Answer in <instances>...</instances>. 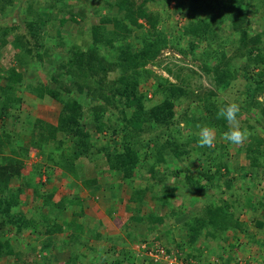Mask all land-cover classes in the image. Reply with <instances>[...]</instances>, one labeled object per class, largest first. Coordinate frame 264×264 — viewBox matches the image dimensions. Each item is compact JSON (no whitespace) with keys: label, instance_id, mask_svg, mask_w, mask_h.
I'll list each match as a JSON object with an SVG mask.
<instances>
[{"label":"trees","instance_id":"1","mask_svg":"<svg viewBox=\"0 0 264 264\" xmlns=\"http://www.w3.org/2000/svg\"><path fill=\"white\" fill-rule=\"evenodd\" d=\"M72 1L20 0L16 6V0H0V120L3 123L0 125V258L19 252L3 238L5 235L20 237L28 231L34 232L38 243L26 256L21 255L24 263L33 261L31 256L38 253L48 264L51 257L57 258V255H47L48 250L59 249V252L69 250L68 259L61 264H105L96 255L98 250L89 246L87 235L94 240H111L113 237L77 221L84 215L85 207L76 193L56 197V186L43 192L46 185L43 176L58 171L62 177L80 182L92 194L101 186L96 176H85L92 169L87 170V163L84 165L83 162H94L93 167L97 169L131 179L140 163V157L134 155V147L141 145L143 151H150L148 143L154 142L157 147L151 150V156L155 161L149 164L147 171L151 179H156L153 184L166 185L167 174L177 176L180 170L162 171L158 177L159 171L155 167L164 164L168 157L178 160L188 155L191 145L196 151L201 150L198 145L200 132L181 136V131L176 130L173 135L171 127L179 126L180 121H186L192 127L213 129L216 138L223 137L230 127L238 126L248 131L246 142L239 147L219 142L208 148L202 155L204 171L201 178L194 179L185 170V180L191 185L187 189L190 195L202 196L209 188L220 198L223 188L229 191V201L221 199L220 205H215L207 199L193 223H184L187 244L193 246L200 236L207 242L214 241L217 233L224 231L247 233L235 215L242 211L235 207L236 200L243 197L234 194L233 178L222 180L220 177L225 178L223 175L230 173L224 159L231 149L245 152L247 166L254 170V180L263 189V198L257 204H250V210L252 214H258L255 226L264 228V139L257 131L258 128L264 130V30H258L252 24L256 15L258 20L264 21V0H185L187 10L199 14L196 20H189L183 31L188 38L196 39L190 41L191 53L204 41L208 47L202 52V69L212 73L211 80L217 89L224 85L233 96L242 97L244 101V111H239L234 123L219 115L221 108L211 98L214 92L199 97L181 86L184 82L178 74L174 75V82L159 77L150 97L146 90H141L142 82L152 75L148 65L155 62L161 49L172 41L156 30L159 18L146 10L149 0H95L96 8L90 6L89 0H82L80 4H71ZM64 8H69L68 19L52 17L55 9L57 13ZM20 13L24 15L23 19L17 16ZM6 16L8 19L2 21ZM68 21L79 25L80 33L83 32L88 41L85 46L70 44L66 59L59 60L52 53L53 47L46 42V30L54 24L57 37L52 44L64 48L69 42L64 41L62 26ZM85 25L88 32L84 31ZM135 31H141L137 38L133 36ZM132 38L136 39L138 47H134ZM231 39H235V48L228 54L224 46ZM212 43L216 46L211 47ZM45 64L53 71L46 69ZM45 71L50 75L40 79ZM25 93L37 102L51 100L57 103L56 122L32 116L29 111L23 112ZM193 96L203 104L194 116H189V107L195 100ZM178 104L182 110L175 120ZM26 129L28 140L15 144L14 139L22 135L18 133ZM119 133L120 149L117 142L110 146L98 141V138L114 141ZM160 133L169 136L163 143L158 142ZM139 137L147 142L140 141ZM3 147H8L10 154H4ZM32 151L42 157L40 163H27ZM207 163L215 165L212 172L205 169ZM246 177L244 174L243 179ZM153 184L132 190L128 202L141 205ZM175 194L174 189H165L161 196L151 197L163 206ZM23 196L30 197L31 201L40 198L35 214L22 212L20 200ZM76 205L78 209H74ZM65 211H70L72 219H64L62 212ZM163 220L160 215H152L146 222L159 226ZM125 224H119V228L132 235V228ZM114 240L119 241L118 238ZM173 241L169 237L162 245L167 253L175 247ZM142 242L145 241L138 240L139 244ZM185 244L176 245L182 249L178 253L183 261L195 260L197 253L202 254V250L188 249ZM82 248H89L90 252L86 254ZM218 259L225 264L231 262L222 257ZM132 261L126 260L123 250L119 257H112L109 262L132 264Z\"/></svg>","mask_w":264,"mask_h":264},{"label":"rangeland","instance_id":"2","mask_svg":"<svg viewBox=\"0 0 264 264\" xmlns=\"http://www.w3.org/2000/svg\"><path fill=\"white\" fill-rule=\"evenodd\" d=\"M19 1L20 0H16V6H18L17 4ZM41 1L42 3L45 2V0ZM89 1L92 2L90 4L91 7H98L95 0ZM73 3L80 4L82 3V0H74L71 4ZM251 3L253 4L254 2ZM16 6H14V10L16 9ZM23 6L25 5L23 4L22 7ZM34 8L37 9L36 5ZM146 10L150 13L158 15L159 19L156 30L169 36L168 38L172 41L168 43L169 45L167 47L161 49L155 62L148 65L147 68L152 71V75L146 81L142 82L140 86L141 90H146L148 92V96L150 97V92L156 86L159 77H164L174 82V75L178 74L184 82L181 86L185 90L194 91L199 95V97H203L207 95L209 91H212L214 92V97L211 98L217 107L222 109L228 104L236 103L239 106L240 111L243 112L244 108L242 107L244 106V101L242 100V97L240 99L236 97L237 95L233 96L229 88L224 85H220L217 89L211 80L212 73H206L202 69L201 65L204 61L202 52L207 49L208 45L203 41L198 46L197 50H195L194 53H191L189 47L190 41L193 42L196 39L188 38V36L183 34V31L189 20H196V17H199V14L194 11L192 12L187 10L185 0H170L168 2L166 0H149L146 3ZM56 11V9L53 11L52 17H64L68 19L70 16L68 13L69 8H64L62 11L59 10L57 13ZM104 12L105 11L102 10V13ZM22 13L17 15L20 19L24 18ZM257 18L258 16L256 15L252 20L253 26H255L258 30H264V21L258 20ZM7 19L8 16H6L5 19H2V21ZM255 21L257 23H255ZM85 26L84 31L88 32L89 28L87 25ZM224 28L226 29V26H224ZM62 29L64 41L66 43L69 42L64 48L57 47L52 44L53 39L57 37L55 25L52 24V27L47 28L46 30V42L53 47L51 48L52 53L58 57L59 60L66 59V50L70 44L85 46L88 41V37L85 36L83 32L80 33V26L72 23L71 21L64 23ZM140 35L141 31H135L133 34L135 38ZM132 40L134 47H138L136 39L134 40L132 38ZM234 41L235 39H231L230 43L224 46L228 54H230L235 48ZM211 45V47L216 46L215 43H212ZM208 65L210 64L208 63ZM45 68L53 71L47 64H45ZM49 75L48 71L47 73L45 71L43 76H38L39 78L45 77L47 79ZM194 98L195 100L189 107V116H194L198 109H201L203 104V101H198L199 98ZM150 104L151 102L148 103V105ZM22 110L23 112L29 111L32 116H40L46 121L55 123L58 116L59 106L51 100L37 102L33 97L25 93ZM181 110L182 106L179 104L176 105L175 120L178 119L179 114H181ZM252 122L253 121L250 120V123ZM1 124H3L2 120H0V125ZM148 126L149 125L146 124V127ZM88 127L90 129L93 128L91 125ZM171 129L173 135L176 133V130H180L182 133L181 136H185V133L195 135L200 132L201 128H197V126L192 127L186 121H180L179 126L175 125L171 127ZM211 130L214 132L213 129ZM257 131L264 139V130H262V128H258ZM18 134L22 135L20 138L17 136L18 142L14 139L15 144L21 142L25 143L28 140V129ZM167 138H169L168 135L160 133L158 142L163 143ZM120 139L121 135L119 133L114 141L107 140L106 138H98V141L107 142L108 145L113 146L116 142L119 143L121 141ZM139 140L147 142V139L145 138L142 139L139 137ZM219 142L226 143L227 141H225L223 137H218L216 138L215 143ZM117 145L118 149H120V143ZM233 146L239 147L240 145ZM148 147H150V151H143L141 145L134 147V155L140 157V163H138L137 169L134 172V177L131 179H122L118 174L107 172L105 169H97V167H93L94 162L85 161L83 163L84 165L87 163L86 169H92V171L86 173L85 176H96L101 186L97 192L92 194L89 193V191H86L80 185V182L74 181L70 177H62L58 171H50L47 175L43 176V180L46 185L42 191L47 192L51 186H56V197L61 198L67 193L74 192L82 199L85 212L84 215L77 221L89 226L91 229L95 228L94 225L97 226V224H94V221L98 220V224L102 229L100 234L102 233L111 238L113 237L111 240H94V238L87 235L89 246L98 250L96 255L99 256L98 258L104 260L105 264H110L109 261H111L112 257H119L123 250L126 260H133L132 264H153L147 257L148 248L155 243H157V245H164V243H166V239L169 237L174 240L173 245L175 246L173 250L170 251L181 253L180 250L182 249L179 250L176 245H179V243L182 242H186L185 246L188 247V249L193 248V250H195V248H198L200 251L202 250V254L197 253L196 259L194 260L200 263L206 262L204 258L211 259L213 257H222L228 259L232 263H236V261L240 259L242 264H264V228L258 229L255 226L254 221L258 214H252V211L250 210V204H257V201L260 198H263V189L262 187H259V185L255 182L256 180H254V170L252 171V168L247 166L248 156L245 152L242 149L237 152L231 149L230 154L224 159L230 173L228 175L224 174L223 176H225V178L221 175L220 177L222 180H226V178H233L231 187L234 194L243 197L242 199L240 198L239 200H236L235 207L238 206L242 211L236 212L235 215L239 222H241L243 231H246L247 233H234L232 231L219 232L217 233V238L211 242L205 241L203 237L200 236L192 246L187 244V227L184 226V223H193L194 217L201 211L202 205L207 199L213 201V204L215 205H220L221 199L229 201L227 199L229 191L227 188L225 189L222 186L223 196H220V198H218L216 194H212L213 192L209 188L204 190L202 196L194 193L191 195L187 193L189 192L187 189H189L191 185L185 180V170L192 178H201V173L204 171V168L201 167L203 165L202 160H204L202 155H204L205 151L208 150L207 147L202 148L199 146L201 150L198 152L194 148V145H191V147L189 146L191 149L188 155L182 156L178 160L168 157L164 164L157 165L155 169L159 171L157 174L158 177H161L162 171H166V173H168L174 170H180V172L177 173V176L171 175L170 173L167 174L168 177L165 183L166 185L156 183L153 184L156 179L153 180L150 178L147 167L155 161L151 156V150L156 149L157 144L151 142L148 143ZM3 149L5 152L4 154H10L8 147H3ZM100 156H102V154H100ZM41 159L42 157L37 151H32L30 153V160L27 163H40ZM143 162L147 163L142 164ZM210 163H207L205 169L207 168L210 172H212L215 165ZM221 171L223 172V168ZM244 174H247L248 176L246 177V180L243 179ZM13 184H16V182L13 181ZM152 184L153 187L151 191L146 193L145 199L141 205L136 202H128L132 190L142 189ZM165 189L169 191L174 189L176 194L171 196L163 206H160V203H158V201L151 196H161ZM20 201V209L22 212L26 214H28V212H33L34 214L37 212V206L40 204V198L37 197L31 201L30 197L26 196L24 198L23 196ZM238 203H241V205ZM74 209H78L77 205ZM262 213L264 214V210H262ZM152 215L162 216L164 219L163 223L159 226L147 224V217ZM62 216L64 219H72L70 211L62 212ZM73 219L75 220L76 218ZM123 223H126L125 226L132 228V235L130 231L119 228V224L121 226ZM135 234L137 235V239ZM34 237V232L29 233L28 231H24L20 237H15L13 242H10V245L15 246V248L19 251L18 254L15 256L1 257L0 264H46V262L42 260V257H39L38 253L31 256L33 257V261L31 262L27 261L24 263L21 260L22 254H25L26 256L33 246L37 245L38 240ZM251 237L255 241L252 240ZM114 238H118L119 241L114 240ZM138 240L145 242L139 244ZM85 249L86 248H82L81 250L84 253L86 252V254L90 252L89 248ZM48 252L49 253L47 255H57L56 260H53V257H51L48 264H61L69 257V250L59 252V249H56L48 250ZM159 264L164 263L160 262Z\"/></svg>","mask_w":264,"mask_h":264},{"label":"clouds","instance_id":"3","mask_svg":"<svg viewBox=\"0 0 264 264\" xmlns=\"http://www.w3.org/2000/svg\"><path fill=\"white\" fill-rule=\"evenodd\" d=\"M239 111H240L239 106L236 103H231L224 106L221 109L219 115L229 123H234L237 120ZM247 137H248L247 130L237 126V127H230L228 131L224 134L223 139L232 145H242L244 141L247 139ZM215 140H216L215 134L210 128L201 127L199 133V141H198L200 147L212 148L214 146ZM153 245H157V243ZM153 245H151L150 247H152ZM158 246H162V245H158ZM213 258H217V257H213ZM222 262L225 263L224 261ZM236 263L242 264L240 262V259H238ZM230 264H232V262H230Z\"/></svg>","mask_w":264,"mask_h":264},{"label":"built area","instance_id":"4","mask_svg":"<svg viewBox=\"0 0 264 264\" xmlns=\"http://www.w3.org/2000/svg\"><path fill=\"white\" fill-rule=\"evenodd\" d=\"M144 249V247H143ZM147 257L152 261L153 264H159L160 262L164 264H225L219 261L218 258H211L205 263H200L194 260H182L180 253L170 251L167 253L162 246L153 245L147 250ZM180 258V259H179ZM240 264V263H232Z\"/></svg>","mask_w":264,"mask_h":264},{"label":"crops","instance_id":"5","mask_svg":"<svg viewBox=\"0 0 264 264\" xmlns=\"http://www.w3.org/2000/svg\"><path fill=\"white\" fill-rule=\"evenodd\" d=\"M94 224H97V226L94 225L96 231H97L98 233L102 232V231H101L102 229H101V227H100L99 224H98V220L94 221ZM98 227H99V228H98ZM15 237H19V236H12V237L10 238L9 235L7 234V235H5L3 238H5L8 242H13V240L15 239Z\"/></svg>","mask_w":264,"mask_h":264}]
</instances>
